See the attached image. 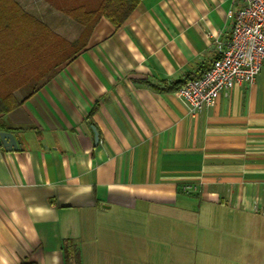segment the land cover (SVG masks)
<instances>
[{
	"label": "crops",
	"instance_id": "0c3cea01",
	"mask_svg": "<svg viewBox=\"0 0 264 264\" xmlns=\"http://www.w3.org/2000/svg\"><path fill=\"white\" fill-rule=\"evenodd\" d=\"M13 2L32 18L0 5L19 146H0V264H64L66 240L80 264H264V68L194 115L152 86L202 76L238 0H140L49 80L47 28L83 27L62 0Z\"/></svg>",
	"mask_w": 264,
	"mask_h": 264
},
{
	"label": "built area",
	"instance_id": "2783aa9c",
	"mask_svg": "<svg viewBox=\"0 0 264 264\" xmlns=\"http://www.w3.org/2000/svg\"><path fill=\"white\" fill-rule=\"evenodd\" d=\"M228 39L216 42V57L199 78L186 81L176 97L191 115L235 85L252 84L264 68V0H238L228 13ZM185 191L196 190L185 186Z\"/></svg>",
	"mask_w": 264,
	"mask_h": 264
},
{
	"label": "trees",
	"instance_id": "16d2710c",
	"mask_svg": "<svg viewBox=\"0 0 264 264\" xmlns=\"http://www.w3.org/2000/svg\"><path fill=\"white\" fill-rule=\"evenodd\" d=\"M63 1V0H62ZM70 4L63 5V11L75 22L83 27L80 36L73 41H67L47 28V51H46V75L47 80L55 74V68L65 63L80 50H82L88 41L89 35L100 18L107 19L115 28H118L124 20L130 15L140 0H70ZM9 2L22 16L32 18L23 13L13 0H0V5ZM67 5V6H66ZM66 6V7H65ZM43 59V58H42ZM41 59V70H43V60ZM189 78L186 75L184 79L173 82L167 86H154L158 90L176 92ZM13 90L8 91L9 94ZM32 90L30 94L35 92ZM11 96V95H10ZM5 97H0V115H4L18 106L17 102H3ZM64 264H80V255L77 246L70 240L64 243ZM21 264H34L23 262Z\"/></svg>",
	"mask_w": 264,
	"mask_h": 264
},
{
	"label": "water",
	"instance_id": "95a60500",
	"mask_svg": "<svg viewBox=\"0 0 264 264\" xmlns=\"http://www.w3.org/2000/svg\"><path fill=\"white\" fill-rule=\"evenodd\" d=\"M95 139L97 140V135H95ZM0 146L8 151L17 150L19 147L14 135L3 131H0Z\"/></svg>",
	"mask_w": 264,
	"mask_h": 264
},
{
	"label": "rangeland",
	"instance_id": "374dc122",
	"mask_svg": "<svg viewBox=\"0 0 264 264\" xmlns=\"http://www.w3.org/2000/svg\"><path fill=\"white\" fill-rule=\"evenodd\" d=\"M71 2H72V1H70V0H63V1H62V5H64V4H70ZM66 6H67V5H66ZM66 6H65V7H66Z\"/></svg>",
	"mask_w": 264,
	"mask_h": 264
}]
</instances>
